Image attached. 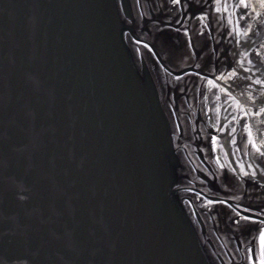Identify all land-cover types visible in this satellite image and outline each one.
<instances>
[{
	"label": "water",
	"instance_id": "95a60500",
	"mask_svg": "<svg viewBox=\"0 0 264 264\" xmlns=\"http://www.w3.org/2000/svg\"><path fill=\"white\" fill-rule=\"evenodd\" d=\"M256 11L243 23L254 61ZM211 27L198 36L167 0H0V264H250L256 226L237 231L204 200L264 208L235 163L264 167L243 121L235 154L211 151L217 102L194 73L218 76L244 50L221 37L227 20ZM262 120L249 118L259 138Z\"/></svg>",
	"mask_w": 264,
	"mask_h": 264
},
{
	"label": "snow or ice",
	"instance_id": "6c2138e0",
	"mask_svg": "<svg viewBox=\"0 0 264 264\" xmlns=\"http://www.w3.org/2000/svg\"><path fill=\"white\" fill-rule=\"evenodd\" d=\"M195 2L203 4L199 16H194L186 11L190 0H167L168 4L175 6L178 13H183L188 19L197 20L199 24L197 35L200 37H204L205 32H212L211 24L213 20H215L218 27L227 20L228 27L220 33L221 37L227 36L230 38V43L234 42L244 48L242 52L236 51L232 53L231 60L227 63L224 70L220 71L218 76L216 75L218 70L212 69H210L211 75L205 74L201 76V72L194 73L201 80V83L206 84L207 90L212 93L217 102L214 107H210L208 112L205 113V119L215 132V134L210 135L211 151L223 150L225 157H228L229 151L235 154L239 150L235 147L238 144V136L237 128L232 125L243 121L241 127L246 132V136H244L246 144L255 150L256 159L264 163V138H259V132L254 134V127L249 122V118L264 116V78H261L264 76V54L257 50L256 56L258 59L254 61L250 58L251 54L247 49L251 47L248 44V40H250L249 34L252 33V27L249 25L247 28H243V23L252 18V13H255L257 17L261 15V12H257L256 9L264 10V0H195ZM137 3H140V0H137ZM249 9H251V12H249ZM233 13H235V16H233ZM182 20L183 17L175 20L174 23L182 24ZM233 21H235V25H233ZM172 23L171 21L168 22L165 27H172ZM261 23H264V21H261ZM177 30L179 31L180 29ZM183 31L187 36V42H192V36L188 28L184 27ZM135 43L141 44L143 41L136 39ZM144 46L149 47L148 45ZM193 51H195L194 48ZM195 68L200 69L201 65L196 64ZM182 79V76H175V80L178 82ZM246 81L248 83L244 84ZM242 85L243 90L238 95H235L234 89H239ZM255 85L260 87L252 91ZM181 91L186 90L181 89ZM205 99H207L206 96ZM221 100H223L222 104L219 103ZM221 111H224L223 117L220 116ZM213 112L215 113L214 118L209 115V113ZM213 119L215 122H213ZM260 123L264 124V120L260 121ZM229 144L233 147L225 150ZM215 159L219 162L221 157L216 156ZM231 163L232 161L230 160L229 164ZM235 163L239 165V173H242L243 177L252 182L251 186L264 193V167H260L259 164H254V162L247 166L244 163H240V161H235ZM219 166L221 169L225 168L223 163H220ZM246 168L250 170H246ZM227 171L233 174L238 172L236 167H230ZM204 200L208 205L222 204L235 213L234 217L230 216V219H232L237 231H242L250 224L256 226L258 237L254 236L253 240L259 239L260 250L255 256L246 254V259L250 261V264H264V227H261L264 226V208H261L258 213L254 212L251 206L244 208L242 207L243 198H241V204H237L235 207L228 200H211L206 196ZM247 251L252 252L253 249L249 248Z\"/></svg>",
	"mask_w": 264,
	"mask_h": 264
}]
</instances>
